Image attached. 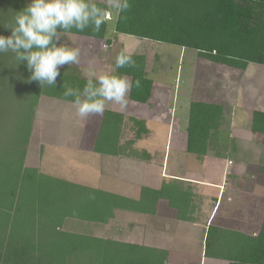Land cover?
Instances as JSON below:
<instances>
[{
  "label": "trees",
  "instance_id": "1",
  "mask_svg": "<svg viewBox=\"0 0 264 264\" xmlns=\"http://www.w3.org/2000/svg\"><path fill=\"white\" fill-rule=\"evenodd\" d=\"M95 2L105 7L103 3ZM129 3L131 8L116 19V32L150 43H169L195 51V83L186 126V151L201 157L211 147L212 132L228 113L230 99L236 97V84L232 86L233 78H229L226 71H233L239 78L249 63L264 65V0H129ZM26 5L25 0H0V35L11 34V29L5 25L12 23L16 13ZM106 24H102L99 31H93L89 26L83 31L72 28L67 33L103 38ZM139 49L133 53L136 67L116 68L114 73L129 76L133 82L128 95L130 100L146 103L152 80L147 74L146 56ZM0 56V111L1 115L6 114L3 121L10 122L11 118L15 126L16 122L24 123L17 129L23 133L20 141H13L10 146L3 145L1 138L4 136L0 130V264H164L165 251H150L66 232L60 230L61 222L67 217L104 222L112 216L114 209L146 211L151 206L146 208L145 205L154 197L167 198L177 209L179 218L184 219L189 204L186 190L168 184L160 190L142 188L136 201L26 167L25 154L38 98L47 96L73 102L74 97L63 95L65 86L79 88L82 92L86 78L80 77L79 71L68 74L59 70L55 86L41 88L37 81L29 80L31 73L26 61L17 62L11 51L0 52ZM206 68L223 72L227 78L226 94H217L216 101H209L205 94L209 78L213 76L206 75ZM137 79L139 87L134 83ZM221 99H228V103ZM11 101H16L17 105ZM123 119L124 115L119 112L103 111L98 128H91L95 130L92 147L95 153L143 157L145 151L135 145L149 132L146 122L132 118L135 138L121 142ZM249 128L260 136V143L264 146V111H252ZM258 171L264 175V163L260 164ZM89 194L94 199H89ZM144 249L152 260L141 261ZM203 251L210 259L264 264V215L260 231L255 236L209 224Z\"/></svg>",
  "mask_w": 264,
  "mask_h": 264
},
{
  "label": "crops",
  "instance_id": "2",
  "mask_svg": "<svg viewBox=\"0 0 264 264\" xmlns=\"http://www.w3.org/2000/svg\"><path fill=\"white\" fill-rule=\"evenodd\" d=\"M95 1L103 3L102 0ZM116 19L106 21L107 28L103 38L88 37L65 32L64 34L66 37L62 39L60 38L57 41L65 47L80 49V63L68 65L77 67L79 73L81 71L80 77L82 78H86L85 71L89 67V61H91V67L97 75L104 73L111 74L116 71L115 58L121 50L127 48L131 49L133 53H135L136 50L140 48L139 50H141V52L146 56V63L148 64L147 74L152 80L148 101L146 103L134 102L129 99L128 93L127 105L125 108L121 109L119 105L106 102L105 109L119 112L124 115L123 128L126 124H133L131 120L132 118L144 120L146 122L147 129L149 130L148 133L150 134L148 120L145 119V117L153 118L154 115L156 116L159 112L167 109L169 110L168 124L170 125L172 124V121H174L173 106L174 103L179 102V95L176 93L177 86L175 84L172 87L170 83L164 79H157L156 77H152L150 75L157 69L156 61L159 60L160 55L155 51V49L156 47L159 48V46L162 45V42L150 43L146 39L116 32ZM112 36H115L116 41L120 40L122 45L120 48L121 50H117L116 53H113L114 41L111 39ZM54 43L57 42L54 40ZM182 48L183 47H180V55L182 54ZM193 56L195 57V54ZM195 60H193V77L190 81V91L189 93H185L184 90H180L181 98L184 100L187 98L189 105L192 99L195 83L193 75L194 65L196 62ZM244 73L241 77L238 78L236 75L234 78L236 81V87L238 86ZM229 74L230 73H227L228 76ZM127 77L130 80V77ZM226 79L227 78L224 77L221 90L210 87L212 86L210 83L206 85L207 93L205 94H207L206 97L209 98V101H216L215 99H217V94L218 96L226 94L224 93L227 91L226 88L228 82L225 81ZM238 93H240L239 87L235 91V99H230V105L227 107L229 108L228 113L222 117V125L219 127L220 131L218 137H216L214 141L210 142L211 147H209L206 154L202 157L203 159H200L197 155L186 151V132L183 136V147H178L174 150L178 152L176 158L172 160L174 165H172V162L169 160L170 156H167V149H171L172 147V144H168V142H166L163 156L159 160L152 157V154L148 152V150L144 153L146 155L137 159L95 153L92 150L93 141L95 139V130L91 128L93 126L94 129L98 128L101 114L94 116L91 115V117L89 116L86 120L82 121L76 116L75 108L70 106L71 104L73 105V102L50 97V111L53 107H57V110L62 109L64 113L67 112L74 117V119L77 118L79 120V125L78 123L76 124V122L73 126L69 123L68 125H65L60 120L61 123H58L56 127L55 138L50 136V139L37 140L35 144V152L32 148L29 153L28 147L27 154L34 155L37 160L34 159L35 162L33 164L27 160L26 167L35 168L39 173L47 176L74 184L88 186L103 192L118 194L136 201L140 198L142 188L160 190L164 184H168L172 187L179 186L181 188L186 186L185 190L189 196V204L188 208H186V212L184 213V219L179 218L177 209L169 204L167 198L156 197V199L154 197L150 200L148 205H145L146 208H148L149 205L151 206L149 207V210L135 211L130 209H114L112 216L104 222L83 221L67 217L62 220L60 230L75 234L90 235L102 240L121 242L133 246L148 248L150 251L153 249L165 251L166 256L164 264H242L225 260L210 259L204 256L203 251L205 231L207 226L211 224L210 220L214 218L215 213L218 211V207L221 203L220 201L218 205L219 197L221 196L222 198V196L225 195L226 189L228 192V185L231 183V180L247 177V175H245L246 168H250V166L255 163L254 158L250 159V154H246L247 149H244L242 146H245L246 144H258L261 147L262 145L261 143L259 144L260 138L257 139L259 140L258 143H256L255 139L254 142L256 144H254V142L252 143L251 137L253 133L249 128L252 111L251 109H244V106H237V102L239 101V99H237ZM221 101L228 103V99H221ZM169 103H171V107L169 106ZM145 110H147L146 112L149 115L143 116V113L140 115V112ZM245 116H248V119L245 118ZM177 118L179 117L177 116ZM245 121H247V123ZM186 126L187 123L185 128ZM64 127H67V129L76 128L75 132L78 133L75 136H72L73 133L70 131L66 136H63L62 132ZM81 128H84L82 135L80 133L82 130ZM59 131H61V133H58ZM222 131H231V134H229L230 143L226 144L228 145V149L226 148L227 150L223 151V154H225L223 164H218V167L222 169L220 181L218 179H213L214 176L211 180L210 177H208V172L213 167H216V163L221 156L218 149L222 147L221 144H225V142L222 143ZM90 133L92 134L91 137H89ZM255 135L259 136L258 134ZM45 137L49 138L48 136ZM236 137L239 140H236ZM239 142H243V144H239ZM45 147L47 149H50V147L54 148L51 154L54 156L58 155L61 158L63 157L61 170L58 169L60 168L59 166H55L52 163L50 165L49 159L44 161L46 159L44 156L46 150ZM184 152L191 155L197 164L194 169H187L182 172L177 168L180 164H182L181 160L183 158L181 155ZM144 156H148V158ZM109 168H111L112 171H110L111 176L107 178L104 176V173H108ZM202 169L203 171H201ZM56 172H59V174H56ZM226 174H231L232 176L224 179ZM260 176L264 177L262 174H260ZM215 194L216 196H214ZM174 202L176 205L179 204L176 199H174ZM210 204H212V206ZM210 210L213 211L210 215L208 224L204 222L201 225L200 222V227H202L200 232L202 235L201 246H203V250H201V253L199 254L200 239L198 237V228L199 219L203 215L199 214V211H206L208 214ZM204 216L205 214L203 217ZM47 225L50 228V223ZM33 226H35V224ZM48 238H50V231L48 233ZM141 253V261L148 262L152 260L153 257L149 256L145 249ZM134 255L135 259L139 261L140 258L136 254Z\"/></svg>",
  "mask_w": 264,
  "mask_h": 264
},
{
  "label": "rangeland",
  "instance_id": "3",
  "mask_svg": "<svg viewBox=\"0 0 264 264\" xmlns=\"http://www.w3.org/2000/svg\"><path fill=\"white\" fill-rule=\"evenodd\" d=\"M30 2L31 0H25L26 4ZM71 36L74 37L73 35ZM65 37L66 35L63 34L61 35L60 38L62 39ZM111 39L114 41L113 53H116V51L119 50L122 45L120 43V40L118 41L115 40V36L114 37L112 36ZM55 42H57L59 45V41L55 40ZM155 51L158 52L160 58L159 60L156 61V68H157L156 71L154 73H151L150 75L152 77H156L157 79H164L165 81L170 83L172 87L176 84L177 86L176 93L179 95L178 98L179 102L174 103L173 106L174 121H172V124L170 125L168 124L169 110L167 109H166L167 112L166 110L161 111L156 116L154 115L153 118L145 117V119L148 120V128L150 129V134L148 133L146 137H141L138 140L135 147L140 149L142 152H144L143 150H145V152H147L146 150H148V152L152 154V157L159 160L163 156L166 142H168V144L171 143L172 147L171 149L169 148L167 149V156H170L169 160L170 162H172L171 164L174 165L172 160L175 159L176 156L178 155V152L174 150L175 148L183 147L182 144L183 136L184 133H186L185 125L188 121L187 116H188L189 102L187 98H185V100L181 98L180 90H184L185 93H189L190 91L189 87L191 86L190 81L192 80L193 77L192 76L193 63H194L193 60H195V57L193 55L195 54V51L189 48L186 49L182 48V54L180 55V47L169 43H162V45H160L159 48L156 47ZM1 59L2 58L0 56V60ZM206 69H207L205 71L207 72L206 75H213L209 78V82L212 85L210 87H214L216 89L221 90L222 83L224 81V73L223 72L218 73L215 69L212 68L209 69L206 68ZM59 70L68 74H75L76 71H78V68L73 65H67V66L65 65L61 67ZM227 73H230L229 76L233 78V80L231 81L233 86V84L236 83V81L234 80L236 75L233 71H229V70L226 71V75ZM238 87L240 93H238L237 95L238 97L237 99H239V101L237 102V106H244L245 107L244 109H248V110L251 109V111L254 110L264 111V65L249 63L247 68L245 69V73L243 77L240 79L238 86L235 88V91ZM51 101L59 102L56 100H51ZM17 102L11 101L10 103L17 105ZM70 106L73 105L71 104ZM169 106L171 107V103H169ZM56 108L57 107L55 108L53 107V109L50 111V97L41 96L38 98L35 114L32 120V126H31L32 130L30 134V139L27 145V150L29 147V153L30 150H32V148L33 151L35 152L36 150L35 144L37 140L50 139V136L55 138L57 124L61 123V121L65 125H68L69 123L72 126L75 125V122L76 124L79 122L77 118H75L76 119L75 120L74 117H72L67 112L64 113L62 109L57 110ZM146 111L147 110L141 111L140 115L142 113L143 116L149 115L147 114ZM1 113L2 112L0 111V130L2 131L4 136L3 138H1V140L3 142V145L10 146L12 145V143L20 141L19 139H21L23 133L17 129L21 128L23 126L22 124L24 123L23 121L22 123L16 122L17 123L16 125L17 127H16L15 124L12 125V122L14 121H11V118H10V122L7 121L4 123L3 118L4 116H6V114L1 115ZM177 116L179 118H177ZM245 118L248 119V116H245ZM221 121L217 126V130L215 128V130H213L212 132V138H211L212 141H214L216 137H218L220 131L219 127L220 125H222ZM247 121L245 122L247 123ZM75 129L76 128L67 129V127H64L62 135L66 136L71 131L73 133L72 136H75L78 133L75 132ZM81 129L82 132L80 131V133L82 135L84 128ZM58 133H61V131H59ZM91 133L89 134V137L92 136ZM229 134H231V131L221 132V137L223 138L222 143L225 142V144L223 145L221 144L222 147L218 149V151H220L221 153V156L219 157L216 163V167H213L208 172V177H210L211 180L212 177L214 176L213 179L216 180L218 179L220 181V177L222 175V169L218 166L220 165V163L222 165L223 160L225 159V154H223V151L228 149L227 148L228 145L226 144L230 143ZM45 136H48L49 138H46ZM134 136H135V128L133 124L132 125L126 124L125 127L123 128L120 141L121 142L127 141L128 138L132 140L133 138H135ZM258 138H260V136H256L255 134H252L251 137L252 143L254 142V139L256 140V143H258L259 141L257 140ZM235 139L239 140L237 137ZM256 143L254 142V144ZM239 144H243V142H239ZM242 147L244 149L245 148L247 149L246 154L247 155L250 154V159L254 158L255 163H253L250 166V168H246L245 175H247V177L241 178L242 180L241 179L231 180V183L228 185L229 187L228 192L226 189L225 195H223L222 198L221 196L219 197L218 205L220 201L221 203L218 207L217 213L214 212L215 216L212 220H210V223L214 226L232 229L239 232H243L251 236H255L260 231V227L262 225L263 215H264V177H261L260 176L261 173H259L258 171L260 164L264 163L263 161L264 146L261 145L260 147L258 144L256 145L246 144L245 146ZM53 149L54 148L51 147L50 149L46 148L44 154L46 159L44 161H47L49 159L50 165L52 163L55 166H59L60 168L58 169L61 170L63 165L62 164L63 157L61 158L58 155L54 156L53 154H51ZM27 150L24 160L25 166L27 160H29V162H31L32 164L35 162V160H37L35 159L34 155L27 154ZM181 156L183 159L181 160L182 164H180V166H178L177 168L179 171L183 172L184 170L195 168V165L197 163L194 161V158L191 155L184 152L182 153ZM203 156L204 155H202L200 159H203L202 158ZM110 171H112L111 168L108 169V173L107 172L104 173V176H106L107 178L110 177L111 176ZM201 171H203V169ZM56 174H59V172H56ZM229 176L231 177L232 175L226 174L224 176V179L229 178ZM183 188L186 189V186H183ZM214 196H216V194ZM210 205L212 206V204ZM212 211L210 210L208 214L206 211L203 212L199 211V214H203V215L205 214L204 217L202 215L201 218L199 219V228H198L199 230L198 237L200 239L199 254L201 253V250H203V246H201L202 235L200 234L202 227L200 226L204 222L208 224Z\"/></svg>",
  "mask_w": 264,
  "mask_h": 264
},
{
  "label": "clouds",
  "instance_id": "4",
  "mask_svg": "<svg viewBox=\"0 0 264 264\" xmlns=\"http://www.w3.org/2000/svg\"><path fill=\"white\" fill-rule=\"evenodd\" d=\"M106 7H100L95 0H31L18 11L13 22L5 25L11 29L8 36L0 35V52L11 51L17 62L26 61L30 70L29 80L37 81L40 87L55 86L59 69L68 64L80 63V49L54 43L68 30L83 31L91 26L99 31L102 24L119 18L131 5L129 0H102ZM58 29L60 31H58ZM116 68L136 67L131 49L121 50L115 58ZM86 83L83 90L65 86L64 96L74 97L73 107L80 120L91 115H100L106 102L127 105V95L133 82L127 76L99 74L91 67L85 71ZM95 78V82H94ZM135 86H140L137 79ZM89 199H94L89 194Z\"/></svg>",
  "mask_w": 264,
  "mask_h": 264
}]
</instances>
